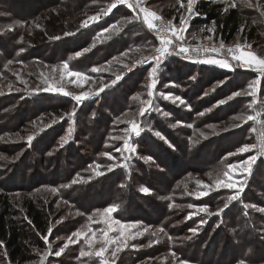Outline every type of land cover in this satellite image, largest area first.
I'll use <instances>...</instances> for the list:
<instances>
[{
	"label": "trees",
	"instance_id": "16d2710c",
	"mask_svg": "<svg viewBox=\"0 0 264 264\" xmlns=\"http://www.w3.org/2000/svg\"><path fill=\"white\" fill-rule=\"evenodd\" d=\"M39 1L0 0L1 76L6 74L4 65L9 61L29 65L35 59L46 63H57L67 60L81 48L93 45L94 41L95 46H92L89 52L78 57L72 56L74 58L69 60L72 69L89 72V66L98 65L105 59L125 50L130 51L139 48L151 51L150 54L154 53L153 46H156V43L153 39L155 36L139 21L124 24L122 30L115 34V37L101 43L99 31L113 23H118L120 26V23L135 15L133 10L128 9L124 4L112 9L109 16L101 18L99 24L80 28L83 34L81 37L75 36V43L69 42L65 37L63 43H42L43 45L39 48L28 45L26 37L37 31L34 30L33 20L39 17L45 9L49 11L60 7H70L72 12L70 14L77 15L80 19L79 12L97 8L109 1L112 2V0H41L44 3L42 5ZM225 7L223 1L197 0L194 11L198 12L199 15L193 18L191 27H211L214 29L212 34L215 41L219 43L222 41L226 45L234 41L236 37L252 44L261 41V30L264 25L258 20L261 18V14L256 8L237 5L225 12ZM173 15L171 12L167 17ZM242 26L243 31H241ZM104 36L106 37L105 34ZM21 49L23 51H20ZM125 59L127 60V58ZM201 67L173 55L163 60L159 74L162 80L171 73L174 75L175 81L185 80L188 83L187 81L191 80L190 77L197 73V70H203L204 75L207 70H213L209 67ZM151 68L152 65L149 64L141 65L136 71L135 79L127 80L130 85L125 83L126 81L121 84L122 86L117 91L118 95L112 98L110 105L105 98L107 92H104L99 100L94 101L97 103L96 107L90 101L77 106L71 100H64L58 95L54 96L49 93L30 96L20 92L16 95L0 97V137L6 136L17 140L20 129H25L39 115L44 117L59 115L60 117V120L55 121L54 125L47 127L39 136L34 137L31 145L28 141L23 140L24 159L18 161L0 159V241L4 245L0 248V264H27L34 259L35 250L44 246L41 237L50 234L48 229L49 227L52 228L55 216L52 203H43L27 192L36 186L71 184L70 181L78 173L80 176H85V172L88 171L87 165L94 161L93 159L98 152H111L112 149L109 148L106 141L108 135H117L119 128L124 129L128 125L119 124L114 127L113 120L134 108V103L137 100L131 99L132 95L139 91H145L143 96L141 94V98L148 99L147 84H143V82H148ZM248 71L251 70H236L231 75L239 74L240 79L249 76L251 73ZM8 77L11 78V74H8ZM207 79L205 76L198 77L193 84L196 85V88H194L195 86L190 88L193 91V97L190 101L191 108L185 112L181 110L183 116L177 114L176 110H173L171 106L169 107V104L159 102L156 104H159L162 111L169 112L172 118L159 119V113L155 116V112L150 115L149 120L146 118L148 116L140 117L135 115L136 113L130 117H136V122L140 125H143V121L145 123L146 118L151 129L162 132H166V125L169 128V124L173 120H179L186 124L191 122L195 128L203 129L205 123L210 122L207 117L209 113L200 117L195 116L217 100L214 95L205 96L203 100L196 98L198 93L207 88L209 83ZM115 87L113 85V88H109L112 94L115 93L113 90ZM158 89L159 87L155 89L156 92ZM73 109H75L74 113ZM93 111L96 113L95 117L91 115ZM239 111H244L240 104L234 108L233 113ZM69 114L73 116L72 137L61 147L59 143L62 139L59 137L62 138L65 133L64 127L67 125ZM246 127L247 125L244 128ZM181 131L184 137H180V139L170 136L178 151L181 152V155L169 152L172 162L169 159L164 161L157 154L147 150L150 143L155 144V147L159 143L150 134L144 132L142 134L144 141L139 140L141 147L138 153L141 156H152L155 159L154 165H143L136 157L128 161L127 168H118L103 179L95 178L89 182L71 184L69 188L60 189L62 197L76 203V207L85 212L96 207L118 204L120 207L116 211V215L120 219H139L160 228L163 227L165 230L163 233L172 237L166 241V247L174 249L183 258L195 259L197 264H233L238 261L257 263L263 261L264 228L262 225H264V212L250 207L245 208L244 205H247L248 202L264 208V163L257 164L252 170L250 180L243 190L240 200L232 201L219 216L205 214L203 219L206 223L200 224L198 222L199 224H196L194 219H186L187 215L194 212L186 205L190 202L195 203V201L184 194L182 184H179L185 180L186 171H189L188 167L179 160H184L186 157L195 159L194 168L200 171L217 169L218 165L229 162L227 159L222 160L227 151H221L218 155L213 154L209 162L201 164L200 159L197 161L198 155L188 151L193 133L190 132L189 128H183ZM113 143H117V141L111 140L109 142V144ZM54 147H56L54 155L49 156L48 153ZM81 150L85 152L83 153ZM34 154H36L37 160L29 163L26 159ZM90 155L92 159H90ZM113 156L116 154L114 153ZM177 162L179 163L177 164ZM30 170H34L31 176H29ZM28 177H30L29 180L32 184L26 188L23 182L28 180ZM146 180L154 189V193L148 197L142 196L137 190L138 185ZM178 184L179 187H177ZM186 184L188 188L191 187V183ZM161 186L162 190L158 189ZM250 189L254 190L251 192ZM256 190L262 195L257 196ZM15 192H24L25 194L20 200L15 201L12 198ZM213 193L215 196L211 199L210 206L217 202L218 204L224 203L231 191L223 190L219 193ZM161 196L171 197V199L161 200ZM141 202L144 204L145 211L139 204ZM171 203L173 207L169 208ZM177 204L181 207H176ZM140 211L142 213L138 214ZM177 217H181V223L178 222ZM192 228H198L195 236H192L189 231ZM189 236H192V239H185ZM218 251H220L219 257H217Z\"/></svg>",
	"mask_w": 264,
	"mask_h": 264
},
{
	"label": "rangeland",
	"instance_id": "374dc122",
	"mask_svg": "<svg viewBox=\"0 0 264 264\" xmlns=\"http://www.w3.org/2000/svg\"><path fill=\"white\" fill-rule=\"evenodd\" d=\"M39 1V0H37ZM197 1V0H196ZM223 1L224 4L226 5V0H219ZM40 4H44L43 1H39ZM181 2L185 5H187V0H181ZM232 0H227V3H231ZM111 3L109 1L108 3H103L101 6H98L97 8H93L91 10H83L78 13V16H81L80 19H78L77 15H72L70 10L71 8H57V9H52L49 11L44 10L43 13L39 17H36L33 20L34 24V30H37L34 33H30L28 37H26V41L28 45L35 46L36 48L41 47L43 44L42 43H47V44H53L54 42H60L63 43V39L66 37V40H69V42H76V35H81L82 31L80 28H88L89 26H92L93 24H99L101 21V18L92 21L89 18L90 17H95L98 14H101V10L104 8H107V6ZM253 3H256V0H253ZM260 3L264 4V0H260ZM118 5H123V4H118ZM117 5V6H118ZM195 5V4H194ZM237 5H243L237 0ZM142 6L148 8L150 11L155 12L158 16L162 18L163 21H172L173 24L178 25L179 20H180V14L181 12H184V9L180 8V4L177 3V0H142ZM134 12V11H133ZM173 12V16H169V14ZM134 14H136L134 12ZM187 15V13H185ZM109 16V13L107 15L102 16V18ZM196 17L193 16L188 24L187 31L184 32V40L186 43V46L190 47H200V46H219V42L215 41L213 37V32H209L208 29H212L211 27H205L201 26L200 28H193L191 27V22L193 18ZM80 20V22H78ZM260 23H263L264 25V16L261 15V18H258ZM77 22V24H76ZM87 23L86 27H82ZM116 25L117 27H120L118 23H113L111 25ZM74 25H76L74 27ZM111 25H107L106 28H110ZM263 27V26H262ZM203 29V31H201ZM87 30V29H86ZM69 32V33H74L73 35H68L65 36L64 33ZM101 33V36L99 37L102 41L101 43L106 42L107 39L115 37V35H111L109 38L105 39L104 34L108 36V33H104L103 30L99 31ZM154 34V33H153ZM262 34V39L259 42H256L254 44L248 43L245 41H241L239 37H236L234 41L229 43L228 45H225V48L221 50L220 54H214L212 53L211 55L215 58H220V55L224 54L227 50V48H236V45H241L242 47L237 49L238 52L243 51V52H251L253 56L257 58H264V28L261 30ZM55 36H60L61 39L55 40V39H49V37H55ZM155 36V34H154ZM211 37V40L207 39L208 37ZM75 38V39H74ZM154 43H156V46L159 45L158 38L155 36L154 37ZM99 41V42H100ZM52 42V43H51ZM101 43H98L101 45ZM250 45L251 47H247ZM85 48H92V44L81 48L79 51H76L73 53L72 56H75V53L77 52H82L83 49ZM89 52V51H88ZM127 53V55H121L122 53ZM149 50H144V49H132L130 51H122L108 59H105L102 61V63L98 65H92L88 67L89 72H84L80 70H74L71 68L69 64V58L67 60H62L57 63H50V62H44L41 60H33L29 64L21 63V62H14L12 63H6L4 65V68L6 70V74L4 76L0 75V97L1 96H9V95H16L20 92H24L27 95L34 96L37 94L41 93H49V92H33V89L37 87V85L43 86L42 78H41V73H43L45 76H49L52 72V67L53 66H58L60 65L63 61H68L69 64V69L72 71H79L81 73H84L88 79H81L79 82H77L76 77H64L62 81H60L61 84H63L65 91L70 92L72 95L71 96H64L63 94H57V93H49L51 95H58L64 100H71L73 103L76 104V102L72 99V96L75 95H80L81 93H90L89 98L86 99L82 104L86 102H93V106H97V103L94 101H97L100 99V96L104 93L107 92L105 95V98L107 99V103L110 105L112 104V98H114L116 95H118L117 91L119 88L122 86L121 84L127 83L130 85L129 81L127 80H133L135 79L136 76V71L141 67L142 64H137L136 67L133 68L131 72L127 71V69L124 67L125 65L132 66L133 64H136V61L138 60H144L146 57H151L155 55L154 53H151ZM87 53V52H86ZM85 54V53H83ZM113 57H117L118 61L113 62L112 64H109V61L113 60ZM177 57V56H176ZM127 58V60L125 59ZM179 59H182L181 57H177ZM230 59V57H229ZM185 60V59H182ZM188 61V60H185ZM190 63L196 65V66H203V67H209L212 68L213 70H207V72L203 73V70H197V73H195L193 76L196 77L195 80H190L187 81L186 83L185 80L182 81H175L174 80V75L173 74H168V76L164 77L162 80L159 74V71L157 73V84L156 88L159 87L157 90L158 92H164L165 94L171 93L172 95L179 96L181 97L188 105H190V101L193 97V94L191 91V87L196 85H193L194 82H196L197 78L200 76H205V78H208L207 81L209 80L208 86L206 89L202 90L201 93H198L196 96L197 99H204V93L208 91L209 89L212 88L214 84H216L219 80H226V83L224 85H221L220 87H217L215 91L210 92L209 95H214L216 96L217 100L215 103L210 105L207 108H212L213 105H216L217 102L220 99H225L227 96L231 95L235 91H240L241 89H245L248 87L249 83L256 79L258 77V73L255 71H248L250 72L249 76H245L239 79L238 75H231V73H235V71H241L245 69L237 68L235 71H229L226 69H221L218 66H207L201 63H195L191 62ZM154 61H149L146 63L149 65H154ZM103 65L107 70L106 71H101V72H96L92 73L90 72V69L93 67H99ZM202 68V67H201ZM151 70V69H150ZM246 71V70H245ZM123 73L122 79L117 81L115 84V93H111L112 91L109 88H113V85H111L108 88H105L103 92H100L98 96L96 95H91V93H95L101 86L102 84H109L111 80L115 79L117 75H121ZM166 73V72H165ZM168 73V72H167ZM8 74H11V78L8 77ZM230 74V75H229ZM60 75V69H57V72L55 73V76L58 78ZM200 75V76H199ZM252 75V76H251ZM153 77L148 76V82L146 81L143 82V84H147V92L149 90V85L151 84ZM261 83L258 86L257 93L255 96L256 103L253 105V108H249L248 105L252 103L253 97L252 96H239L235 97L233 100L227 102L224 105L218 106L213 108L209 115L207 116L210 122L205 123L204 128H195V125H191V122L189 124H186L184 122L180 123L177 125L176 128L170 127L171 124L176 123L179 120H173L169 124V128H167L168 125H166V132H162L157 129H151L149 123L147 122V119H150L151 114H146L145 118V123L143 121V125L139 126L143 128V131L139 136L133 135L131 138V143L134 145L136 151L135 153H129L127 151L123 150V140H116L117 143L109 144L111 142V137L115 136L112 134H109L106 141L109 146L111 147V153L116 154V159L114 160H109L108 157L101 155L104 152H98L96 155L94 161H92L90 164H99L101 165L100 168L96 169V171L100 172H105L104 175L101 176H96L95 173L88 168L90 164L87 165L86 168H88V171L85 172V176H75L74 178L80 179V182L78 183H83V182H89L95 178H100L103 179L106 177L111 172H107L105 166L108 164H118L122 165L124 163H128V161L135 159L138 157L139 162L143 165H148V164H155V159L152 157V160L149 162H145L142 157L148 156V155H140L138 153L140 146L139 140L142 139V134L144 132H147L150 134L151 137H153L159 144L156 145L153 143H150L148 145L149 151H152V153L157 154L159 158H161L164 161H169L172 162L171 156L169 152L177 153L180 154L181 152L178 151L175 143L173 140L170 138V136L178 137H184V134L181 130L183 128H189L190 132L193 133V137H191V142L189 143V150L191 152H195V155H198V159L201 164L209 162V159L213 154H220L221 151H227L224 156L222 157V160H228L229 163L236 164L237 167L232 170V180L237 183V189H218L215 191H211L210 194L204 196L203 198H195L194 196H189L184 189V184L185 183H191V187L188 188V192H193L196 190L198 187L202 188L204 185H210L213 183V179L210 178L207 173H212L213 177H215L217 171L220 169L226 168L227 164L223 165H218L217 169L209 170V171H200L195 169V159L193 158H185L184 160H179L183 165H186L189 169V171H186L185 174V180L182 183V188L184 190V194L191 199L195 201V203L190 202L189 204H193L196 207L191 208L193 210V213H197L192 215L191 219H194L196 224L203 219V216L207 213H199L198 208L200 206H207L208 207V212L215 213L218 209L223 208L224 203H213L211 205V199L215 196L213 192L219 193L220 191L223 190H229L231 191L230 195H233L235 191L239 189V186L241 183H245L246 181V186L248 181L250 180V175L254 167L261 163V159L264 158H258L254 164L248 169H245V166L243 165V161L247 160L250 155L255 154V150L252 152H244L240 153L237 150L242 147L245 144L248 145H259L262 140H264V77L260 78ZM26 83H24V82ZM51 82V81H50ZM190 82V84H189ZM168 84L169 87L165 88L164 85ZM117 88V89H116ZM155 88V89H156ZM109 89V90H108ZM153 89L154 97L156 96V90ZM138 93L145 94L144 92L139 91ZM196 93V92H195ZM137 94V93H136ZM132 95L131 99L136 95ZM192 94V95H191ZM187 96V97H186ZM208 96V95H207ZM140 100H144L141 98L137 100L136 103H134V108L130 112H128V119L129 120H136V117H130L133 115V113H136L135 115H138L139 108L141 107ZM155 103L161 102L169 104V107L171 106L173 110H176L177 114H180V116H183L181 114V110L183 112L189 110V108H186L184 105L180 104L179 101L176 103H172L171 101H166L163 99H158L156 98ZM118 103H120L118 101ZM82 104H76L77 106H81ZM241 105L242 108H244V111H239V112H234V108H237ZM71 109V108H70ZM254 109V110H253ZM215 110V112H213ZM203 112V111H201ZM200 113V112H198ZM195 117H200L199 115ZM256 113H260L259 116H256ZM155 112V116H156ZM253 115L255 116L254 120H250L246 123H242L240 121L234 120L233 117L237 115ZM139 116V115H138ZM73 117V116H72ZM59 115L58 116H53V117H44L43 115H39L37 118L32 120V123L28 125L25 129H20V134H18L19 138L15 140L14 138L11 137H2L0 139V156L5 157V159L9 160H14L18 161L21 159H24L25 151H23V140L27 141V137L29 135L33 137L39 136L47 127L49 128L51 125L55 124V121H59ZM68 118L67 125H65V133L62 138H66V135H68L67 141L69 138L72 137V124H73V118ZM159 119H166V118H172V115H169V117H163L160 113L158 116ZM177 118V116H176ZM216 120V121H215ZM213 121V122H212ZM241 124L240 127L233 128L231 127L233 124ZM152 125V124H151ZM191 125V127H189ZM208 125H214L215 128H209ZM247 125L246 128H244ZM114 127L118 125H113ZM131 125L128 124L126 128H130ZM227 128V131H224L223 129ZM123 128L118 129L117 135H123V132L121 131ZM159 131L162 133V135L171 142V144L174 146L170 148L168 144H166L163 140L159 139L154 135V132ZM113 132V131H111ZM203 132L205 136L207 137L206 139L202 136H200V133ZM235 133V134H234ZM191 136V134H190ZM199 140L198 143L193 144L192 141ZM39 138V137H38ZM62 139L61 137H59ZM59 139V140H60ZM145 139V138H144ZM144 141V140H143ZM61 143H59L60 145ZM66 144V143H64ZM106 144V145H107ZM119 144V146H117ZM84 145V144H83ZM155 145V146H154ZM120 147L123 152V156H129L130 159L128 161L123 160V156L121 153L115 152V148ZM17 149L16 151H14ZM56 150V147L52 149V155H54ZM83 153L85 152L84 150H81ZM228 153H236L235 155L228 156ZM171 155H173L171 153ZM181 155V154H180ZM9 156H12L11 158ZM89 158V157H88ZM90 159H92V156L90 155ZM167 159V160H166ZM29 163L36 161L37 157L36 154L30 155L26 159ZM196 161V162H197ZM177 162V164L179 163ZM224 162V161H222ZM193 166V167H192ZM122 166H118L114 169L121 168ZM39 170V169H37ZM34 170L29 171V176H31V173H33ZM112 171V172H114ZM189 173L192 174L197 180L203 181V185H197L196 181L189 178ZM91 177V179H89ZM30 177H28V180L26 179L23 183L25 184L26 188H29L30 185L32 184L31 180H29ZM73 178V179H74ZM72 181V180H71ZM70 181V183H71ZM18 182V181H17ZM21 182V181H19ZM69 182V181H68ZM227 182V181H226ZM263 183V182H262ZM38 184V183H36ZM148 187L150 189L149 193H144L140 189L141 187ZM244 187V189L246 188ZM56 188L59 191L54 193L51 191V189ZM158 189L162 190V186L159 187ZM137 190L140 192L142 196H151L154 193V189L150 187L149 181H144L142 184H139L137 187ZM254 189H250L252 192ZM31 194L32 196L35 197V199L42 201L43 203H49L53 204V214H54V221L52 224V232L47 236L48 237V243H45L43 240V247L36 249L35 250V257L32 261H30L27 264H100V257H97L95 255H88V256H81V251H86V252H95L96 250H99L101 247H103V236L102 233L99 231V229L105 228L106 225L103 222V216H93V214L96 212L97 209H103L106 206L102 207H96L94 209H91V211H82L80 208L76 207V203L70 202V200L66 199L65 197H62V194L60 192V186L59 185H44V186H36L33 187L30 192H27ZM24 192H15L12 195L13 200L18 201L22 198L24 195ZM257 196H261L262 193L257 192ZM229 195V196H230ZM67 200L68 203L65 204L64 201ZM198 202L199 204H197ZM141 207H143L144 210V204L141 202L139 203ZM143 204V205H142ZM172 204V203H171ZM188 205V204H187ZM247 205H255L247 202ZM257 206V205H255ZM252 208V207H250ZM261 208V207H259ZM255 209V208H252ZM145 211V210H144ZM147 211V209H146ZM148 211H150L148 209ZM83 213V215H77V213ZM142 212L140 211L141 214ZM208 215V214H207ZM93 216V221L89 222L88 217ZM188 216V215H187ZM210 216V215H209ZM112 217L114 219L121 220L123 222H136L140 221L144 225L149 226V231L143 233V235L136 237L135 239L129 241L130 244H136V245H143V247L137 248V249H132V248H125L123 251L118 253V258L115 259L114 264H179L178 261L174 259L172 256V253L175 252L176 255L185 261H188L189 264H197V261L195 259H186L181 257L177 251L174 249H170L169 247H166V241H169V236L168 234H165L163 232L158 231L160 227L157 225L149 224L146 223L145 221L139 220V219H133V220H123L120 219L116 215V212L112 214ZM62 218V219H61ZM178 218V217H177ZM178 222L181 223L182 219L179 217ZM181 220V221H180ZM204 220V219H203ZM57 221H60L57 223ZM198 223V224H199ZM201 224V223H200ZM179 225V224H178ZM87 226V227H85ZM264 228V225H262ZM88 228H91V231L88 230ZM77 229H81L82 231L86 232V236H82L79 238V241L77 243H69L68 247L65 249V251L62 253L60 257H55V256H46L45 253L49 250V245H51V250H56L59 247L63 246L66 242H68V237L71 236L73 232H75ZM132 231H135L133 229ZM95 233V235H93ZM153 233H155L153 235ZM116 232H110L109 235L113 236L116 235ZM59 237V239H57ZM88 239H92L93 243L91 246L86 242ZM149 241H152L153 243L149 246ZM163 241V244H162ZM168 243V242H167ZM113 246H109V251L104 254V258L108 260V264H113V259L110 256L111 248ZM217 257L220 256V251H218ZM131 260V261H129ZM217 261V260H216ZM215 261V263H216ZM227 261V260H226ZM263 261L257 262V263H247V262H241L238 261L233 264H262Z\"/></svg>",
	"mask_w": 264,
	"mask_h": 264
},
{
	"label": "snow or ice",
	"instance_id": "6c2138e0",
	"mask_svg": "<svg viewBox=\"0 0 264 264\" xmlns=\"http://www.w3.org/2000/svg\"><path fill=\"white\" fill-rule=\"evenodd\" d=\"M196 0H187V5L183 4L181 0H177V3L180 4V8L184 9V12H181L180 14V20L179 24L175 25L172 23V21H163L160 16H158L155 12L150 11L148 8L142 6V0H112V2L107 6V8H104L101 10V14H98L95 17H90L89 19L92 21H96L102 16L107 15L112 11V9L116 8L118 4H126L129 8L133 9V11L136 13L135 15L129 17L127 20L120 23V27H117L115 24L111 25L110 28L103 29L104 33H108L109 35L104 37L105 39L109 38L111 35H115L119 33L124 24L132 23L134 21H139L149 31H152L155 36L158 38L159 45L153 46L155 55L151 57H146L144 60H138L136 61V64H133L132 66L125 65L124 67L127 69V71L131 72L134 67H136L137 64H143L147 63L149 61H154V65L149 71V77H153L151 84L149 85V90L147 92L148 99L140 100L141 107L139 108L138 115L140 117H145L146 114H151L152 112L160 113L163 117H168L169 112L162 111L159 104H156L154 101L156 98L163 99L166 101H171L172 103H176L179 101L180 104L184 105L186 108H191V105H188L181 97L172 95L171 93L165 94L164 92H158L156 93V96L154 97L153 89L156 88L157 84V73L160 70V66L164 59H166L169 56H177L181 57L182 59L195 62V63H203L213 66H218L221 69H226L229 71H235L237 68L245 69V70H253L257 72L259 75L256 79L252 80L248 87L245 89H241L240 91H235L231 95L227 96L225 99H220L216 105H213L212 108H206L203 112L198 113L199 116L205 115L207 112H211L213 108L221 106L226 104L227 102L233 100L235 97L239 96H252L253 101L251 104L248 105L249 108H253V105L256 103L255 96L257 93L258 86L261 83L260 78L264 77V58H257L253 56L251 52H238L237 49L241 48V45H236V48H227L226 52L222 55H220V58H215L211 54L216 53L220 54L221 50L225 48V45L221 41L219 46H200V47H190L186 46L185 40H184V32L187 31L188 24L191 20V18L195 15H199L198 12L194 11V4ZM241 4H243L246 7L249 8H256L262 16H264V4L260 3V0H256V3H253V0H239ZM237 6V0H232L231 3H227L226 0V7L224 8V11L227 12L230 8H235ZM138 9V11H137ZM142 13V15H141ZM187 13V15L185 14ZM87 23L82 25V27H86ZM203 31V29L201 30ZM209 32L214 31V29H208ZM241 31H243V26L241 27ZM74 33L66 32L64 33L65 36L73 35ZM49 39H55L59 40L61 39L60 36L55 37H49ZM207 39L211 40V37L209 36ZM93 47L95 46V41L93 42ZM247 47H251L248 45ZM90 48L83 49L82 52L75 53V56L78 57L82 55L83 53H86L90 51ZM20 51H23L21 49ZM19 55V53H17ZM121 55H127V53H122ZM230 57V59H229ZM74 57L70 56L69 60H72ZM118 58L113 57L112 61H109V64H112L113 62H117ZM8 63H12V61H9ZM60 69V75L57 78L55 76V73L57 72V69ZM107 69L101 65L99 67H93L90 69V72L96 73L101 71H106ZM76 77L77 82H79L81 79H88V77L79 71H72L69 69L68 61H63L58 66L52 67V72L49 76H45L43 73H41V78L43 82V86L37 85L35 89H33V92H49V93H57V94H63L64 96H71L72 94L70 92L65 91L63 84L60 83L64 79V77ZM123 73L121 75H117L115 79L111 80L109 84H102V86L95 92L91 93V95L98 96L100 92H103L105 88L110 87L111 85H115L117 81L122 79ZM191 80H195L196 77L192 76L190 77ZM51 81V82H50ZM24 82V81H22ZM26 83V82H24ZM226 83V80H219L216 84L212 86L211 89L206 91L204 93V96H207L210 94V92L215 91L217 87H220L221 85H224ZM165 88H168L169 85L165 84ZM90 93H81L80 95L72 96V99L76 102V104H82L86 99L89 98ZM140 93H137L133 100H139L140 99ZM254 110V109H253ZM75 112V109H73V113ZM93 117L96 116V113L93 111L91 114ZM129 114L123 113L120 116L115 117L113 120L114 125L119 124H130V128H124L121 131L123 132V135H115L112 136L111 139L113 140H123V150L127 151L129 153H135L136 149L134 145L130 142L133 135L139 136L141 132L143 131V128L139 126V124L134 120L125 119ZM256 116H259L260 113H256ZM69 118H72V114H69ZM234 120L240 121L242 123H246L250 120H254L255 116L253 115H237L233 117ZM182 123V121H177L176 123H173L170 125L172 128H176L178 124ZM241 124H233L231 127L236 128L240 127ZM264 126V125H262ZM191 127V125H189ZM209 128H215L214 125H208ZM224 131H227L228 129H223ZM154 135L158 137L159 139L163 140L170 148L174 147L170 141H168L161 132L156 131L154 132ZM200 136L207 138L203 132L200 133ZM2 139V137H0ZM34 137L29 135L27 137V141L29 142V145H31V142L33 141ZM199 140H193L192 143H198ZM64 143H67V138H62L61 140V147H63ZM255 150L254 155H250L249 158L245 161H243V165L245 166V169H248L254 164V162L258 158H264V140L261 141L259 145H248L245 144L242 147H240L237 151L240 153L244 152H252ZM115 152L121 153L123 156L122 149L120 147L115 148ZM53 153L49 152L48 155L51 156ZM236 153H228V156L235 155ZM101 155L108 157L109 160H114L116 157L113 156L111 152H104ZM0 159H5V157L0 156ZM130 159L129 156H123V160L128 161ZM142 159L145 160V162H149L152 160V157L145 156L142 157ZM261 162L264 163V159H261ZM118 166H122L127 168L128 164L124 163L122 165L118 164H108L105 166L107 172H112L114 169ZM101 165L90 164L88 168L92 170L96 176L104 175L105 172L96 171V169L100 168ZM237 167L236 164L228 163L226 168L220 169L217 171L215 177H213L212 173H207V175L213 179V183L210 185H204L202 188L198 187L193 192H188V186L185 183L184 189L185 192L189 196H194L195 198H203L204 196L210 194L211 191H215L218 189H237V183L232 180V170ZM189 178L196 181V184L203 185V181L197 180L194 176H192L191 173L188 174ZM80 174H77V177H79ZM82 178L77 179L74 178L71 181V184H76L80 182ZM91 179V177H89ZM227 181V182H226ZM71 184H62L60 185V189H65L71 187ZM180 185L178 184L177 187ZM246 186L245 183H241L239 186V189L234 192L233 195H230L227 200L225 201L223 208L218 209L215 213L208 212L207 206H200L198 208L199 213H207L208 215H221L225 209H227L232 201L240 200L241 194L244 190V187ZM144 193H149L150 189L148 187H141L140 189ZM52 192L56 193L59 190L56 188L51 189ZM161 200H170L171 197L167 196H161ZM65 204L68 203L67 200L64 201ZM176 207H181V205H175ZM120 205L118 204H112L107 207H104L103 209H97L96 212L93 214V216H103V222L106 225L105 228L99 229V231L102 233L103 236V247H101L99 250H96L93 252H86L81 251V256H88V255H95L97 257H100V264H108V260L104 258V254L109 251V246H113L111 248L110 256L113 259V264L116 258H118V253L123 251L125 248H132L137 249L140 247H143V245H136V244H130L129 241L135 239L138 236L143 235V233L149 231V226L142 224L140 221L136 222H123L118 219H114L112 217V214L115 213L119 209ZM173 207V204H169V208ZM189 209L196 207L193 204L186 205ZM245 208L252 207L255 208L257 211L264 212V208H259L255 205H244ZM197 213H190L186 219H191L192 215ZM77 215H83V213H77ZM93 216H89L88 220L89 222L93 221ZM62 219V218H61ZM60 221H57L59 223ZM31 223V221H29ZM201 224L206 223L205 220L201 219ZM87 227V226H85ZM135 229V231H132ZM89 231H91V228H88ZM116 232V235L110 236V232ZM160 232H164V228L161 227L158 229ZM189 231L192 233V236H195L197 234L198 228H192L189 229ZM48 232H52V228L49 227ZM155 233H153L154 235ZM167 234V233H165ZM95 235V233H93ZM82 236H86V232L82 231L81 229H77L75 232L71 234V236L68 237V242H66L63 246L59 247L56 250H51V245H49V250L45 253L46 256H55L60 257L62 253L65 251V249L68 247L69 243H77L79 241V238ZM192 236L185 237V239H192ZM45 243H48V237L47 235H44L41 237ZM59 239V237H57ZM169 239H172V237H169ZM89 246L92 245L93 240L88 239L86 241ZM152 241H149V246L152 244ZM3 242L0 241V248H2ZM172 256L176 261L179 262V264H189L188 261L180 259L175 252L172 253Z\"/></svg>",
	"mask_w": 264,
	"mask_h": 264
},
{
	"label": "crops",
	"instance_id": "0c3cea01",
	"mask_svg": "<svg viewBox=\"0 0 264 264\" xmlns=\"http://www.w3.org/2000/svg\"><path fill=\"white\" fill-rule=\"evenodd\" d=\"M124 5H126V4H124ZM126 6H127V5H126ZM127 8L130 9V10H133V9L129 8L128 6H127ZM137 11H138V9H137ZM141 15H142V13H141ZM201 64H203V63H201ZM142 65H146V63H143ZM204 65H207V66H211V67H213V65H208V64H204ZM214 67H215V66H214ZM251 71H253V70H251Z\"/></svg>",
	"mask_w": 264,
	"mask_h": 264
},
{
	"label": "clouds",
	"instance_id": "9594fccd",
	"mask_svg": "<svg viewBox=\"0 0 264 264\" xmlns=\"http://www.w3.org/2000/svg\"><path fill=\"white\" fill-rule=\"evenodd\" d=\"M262 264H264V262H262Z\"/></svg>",
	"mask_w": 264,
	"mask_h": 264
},
{
	"label": "built area",
	"instance_id": "2783aa9c",
	"mask_svg": "<svg viewBox=\"0 0 264 264\" xmlns=\"http://www.w3.org/2000/svg\"><path fill=\"white\" fill-rule=\"evenodd\" d=\"M215 54V53H214Z\"/></svg>",
	"mask_w": 264,
	"mask_h": 264
}]
</instances>
